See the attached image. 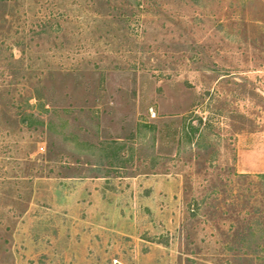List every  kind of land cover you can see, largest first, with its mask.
Here are the masks:
<instances>
[{"label": "rangeland", "instance_id": "1", "mask_svg": "<svg viewBox=\"0 0 264 264\" xmlns=\"http://www.w3.org/2000/svg\"><path fill=\"white\" fill-rule=\"evenodd\" d=\"M264 0H0V264H264Z\"/></svg>", "mask_w": 264, "mask_h": 264}, {"label": "trees", "instance_id": "2", "mask_svg": "<svg viewBox=\"0 0 264 264\" xmlns=\"http://www.w3.org/2000/svg\"><path fill=\"white\" fill-rule=\"evenodd\" d=\"M257 179L264 180V174L255 175Z\"/></svg>", "mask_w": 264, "mask_h": 264}]
</instances>
